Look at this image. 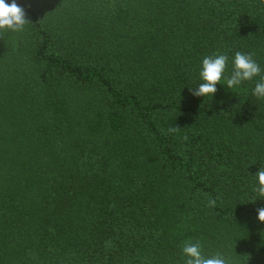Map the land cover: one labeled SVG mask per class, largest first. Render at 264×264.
<instances>
[{"label": "trees", "instance_id": "trees-1", "mask_svg": "<svg viewBox=\"0 0 264 264\" xmlns=\"http://www.w3.org/2000/svg\"><path fill=\"white\" fill-rule=\"evenodd\" d=\"M11 2V0H7ZM0 31V264H264L259 77L193 97L205 56L264 74V0H16ZM210 201H215L211 204Z\"/></svg>", "mask_w": 264, "mask_h": 264}, {"label": "clouds", "instance_id": "clouds-1", "mask_svg": "<svg viewBox=\"0 0 264 264\" xmlns=\"http://www.w3.org/2000/svg\"><path fill=\"white\" fill-rule=\"evenodd\" d=\"M24 10L17 4L16 0H0V31H21L25 24ZM228 57L223 54H213L205 56L200 65L199 78L201 83L196 87L188 88L190 94L196 98H214L217 92V85L226 87L230 92L238 88L242 83L252 81L259 77L252 89V95L256 98H264V74L260 65L250 54L237 51L232 58V71L230 75H225ZM256 178L255 192L264 197V169L254 176ZM215 204V201H210ZM257 219L264 223V208L257 212ZM183 256L186 257L185 264H228V261L221 255L216 254L206 257L202 254L199 244H185L182 249Z\"/></svg>", "mask_w": 264, "mask_h": 264}]
</instances>
